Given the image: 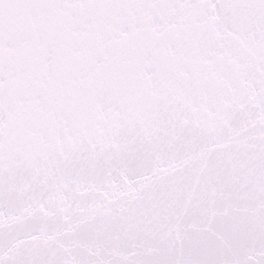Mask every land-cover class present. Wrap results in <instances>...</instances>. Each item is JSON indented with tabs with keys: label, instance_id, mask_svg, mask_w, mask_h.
Instances as JSON below:
<instances>
[{
	"label": "snow or ice",
	"instance_id": "obj_1",
	"mask_svg": "<svg viewBox=\"0 0 264 264\" xmlns=\"http://www.w3.org/2000/svg\"><path fill=\"white\" fill-rule=\"evenodd\" d=\"M0 264H264V0H0Z\"/></svg>",
	"mask_w": 264,
	"mask_h": 264
}]
</instances>
